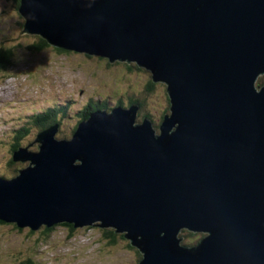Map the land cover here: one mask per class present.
Returning a JSON list of instances; mask_svg holds the SVG:
<instances>
[{"label":"water","instance_id":"1","mask_svg":"<svg viewBox=\"0 0 264 264\" xmlns=\"http://www.w3.org/2000/svg\"><path fill=\"white\" fill-rule=\"evenodd\" d=\"M19 13L52 47L147 68L169 112L158 129L134 103L91 112L69 139L41 130L14 152L29 165L0 177V220L113 227L137 264H264V0H21ZM183 230L204 235L186 245Z\"/></svg>","mask_w":264,"mask_h":264},{"label":"rangeland","instance_id":"2","mask_svg":"<svg viewBox=\"0 0 264 264\" xmlns=\"http://www.w3.org/2000/svg\"><path fill=\"white\" fill-rule=\"evenodd\" d=\"M15 5V0H0V48L13 47L16 52L12 66L0 68V177L11 178L17 168L29 165L28 160L15 161L14 152L27 147L40 131L33 115L55 104L68 105L55 134L57 139L72 137L84 105L105 99L107 109L119 100L123 106L130 98L142 100L137 121L148 113L146 117L159 126L162 115L169 112V98L165 83L156 82L149 90L150 70L136 63H109L99 56L58 51L52 46L43 50L31 47L38 35L22 30L25 19ZM263 82L264 75L257 79V84ZM16 142L20 147L13 149ZM53 227L51 231L40 228L30 232V228L0 223V264H137L142 256L122 233L107 234L111 228L93 225L71 232L64 225ZM189 233L183 230L181 235L182 242L190 245L203 236Z\"/></svg>","mask_w":264,"mask_h":264},{"label":"trees","instance_id":"3","mask_svg":"<svg viewBox=\"0 0 264 264\" xmlns=\"http://www.w3.org/2000/svg\"><path fill=\"white\" fill-rule=\"evenodd\" d=\"M15 3H16L15 7H16V9L19 12V7H20V4H21V0H15ZM21 26H22V30H23L24 29V22L21 24ZM49 46H50V44L48 43V41L46 39H44L42 36H40V35H38V40L35 41L33 44H31V47H35L38 50H43V49H45L46 47H49ZM55 48L58 51H70V50H65V49L58 48V47H55ZM15 54H16V52L13 49V47L1 46V48H0V68H2V69L5 68V70L9 69V67H11L12 64H13L14 57L16 56ZM153 86H155V82H153L151 80L149 82V84L147 85V87L150 90V89L153 88ZM107 102H108V99H105L102 102L95 101L93 103L89 102L86 105H84L78 112V116H79L78 122L82 118L86 119L91 114L92 111H95L96 109L106 108ZM134 102L138 103L139 106H140V109H141V107L143 106V101L142 100H138V99H132V100L130 99L129 100V104H132ZM122 103L123 102L121 100H119L117 102V105H122ZM60 107H61V109H59ZM67 110H68V107L66 105L55 104L54 107L50 106L48 108H45L40 114L33 115V123L36 126H39L41 130L43 128H46L47 126H50L51 124H54V123H57V122L61 123L62 118H64V116L68 113ZM142 116L144 118V117L150 116V115L148 113H144ZM155 126H156V124H155ZM25 130H27V129H24V131ZM21 135L22 134H20L19 137ZM19 137H17V138H19ZM19 147H20V143L16 142V144H14V148L13 149H17ZM16 170L18 172L19 169L17 168ZM0 223H4V222L0 220ZM59 225H64V226L70 228L71 232H74V230H75L74 225L70 224V223H67V222L60 223ZM42 228L45 231H51V229H53L54 227L53 226L52 227L43 226ZM30 232H34V231L30 230ZM188 233H189V231H188ZM107 234H109L111 236H115L116 231L114 229H110L109 231H107ZM189 234H192V236H196L197 235V233H193V232H191ZM184 236L187 237L186 233L184 234ZM114 240H115V237L112 239V241H114ZM185 244H187V243H185ZM187 245H190V244H187ZM28 264H36V263L35 262L32 263L31 261H28Z\"/></svg>","mask_w":264,"mask_h":264},{"label":"clouds","instance_id":"4","mask_svg":"<svg viewBox=\"0 0 264 264\" xmlns=\"http://www.w3.org/2000/svg\"><path fill=\"white\" fill-rule=\"evenodd\" d=\"M262 75H264V74H262ZM262 75H260V76H262ZM260 76H259V77H260ZM257 85H258V84H257ZM162 118H163V116H162ZM162 118H161V119H162ZM154 126H155V125H154ZM76 127H77V126H76ZM155 128L158 129V127H156V126H155ZM75 129H76V128H75ZM157 131H158V130H157ZM184 231H188V230H184ZM189 232H191V231H189ZM193 233H195V232H193ZM180 235H181V234H180ZM203 235H204V234H203ZM181 236H182V235H181ZM201 237H202V236H201ZM201 237H200V238H201ZM200 238H199V239H200ZM197 242H198V241H197ZM197 242H196V243H197ZM184 244H185V243H184ZM194 244H195V243H194ZM186 245H187V244H186ZM141 255H142V254H141ZM141 257H142V256H141ZM139 261H140V259H139ZM139 261H138V262H139ZM138 262H137V263H138Z\"/></svg>","mask_w":264,"mask_h":264},{"label":"bare ground","instance_id":"5","mask_svg":"<svg viewBox=\"0 0 264 264\" xmlns=\"http://www.w3.org/2000/svg\"><path fill=\"white\" fill-rule=\"evenodd\" d=\"M4 104V103H3ZM68 106V105H67ZM65 107V106H64ZM1 108V107H0ZM59 109H61V107L59 108ZM54 110V109H53ZM64 111V110H63ZM45 114V113H44ZM29 116H31V115H29ZM18 118V117H17ZM29 118V117H28ZM83 119V118H82ZM81 119V120H82ZM48 127V126H47ZM16 135V134H15ZM5 176V175H4ZM6 178V177H5Z\"/></svg>","mask_w":264,"mask_h":264}]
</instances>
